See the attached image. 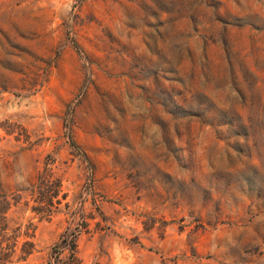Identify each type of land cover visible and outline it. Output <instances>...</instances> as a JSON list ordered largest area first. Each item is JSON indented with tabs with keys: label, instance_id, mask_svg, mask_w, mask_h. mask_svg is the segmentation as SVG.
I'll return each instance as SVG.
<instances>
[{
	"label": "rangeland",
	"instance_id": "rangeland-1",
	"mask_svg": "<svg viewBox=\"0 0 264 264\" xmlns=\"http://www.w3.org/2000/svg\"><path fill=\"white\" fill-rule=\"evenodd\" d=\"M0 264H264V0H0Z\"/></svg>",
	"mask_w": 264,
	"mask_h": 264
}]
</instances>
